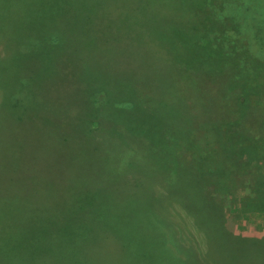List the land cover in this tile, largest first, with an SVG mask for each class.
Returning <instances> with one entry per match:
<instances>
[{"label":"rangeland","instance_id":"obj_1","mask_svg":"<svg viewBox=\"0 0 264 264\" xmlns=\"http://www.w3.org/2000/svg\"><path fill=\"white\" fill-rule=\"evenodd\" d=\"M260 106L264 0H0V264H264Z\"/></svg>","mask_w":264,"mask_h":264},{"label":"trees","instance_id":"obj_2","mask_svg":"<svg viewBox=\"0 0 264 264\" xmlns=\"http://www.w3.org/2000/svg\"><path fill=\"white\" fill-rule=\"evenodd\" d=\"M249 101L248 102H250V99H248ZM250 105V104H249ZM248 105V106H249ZM247 106V107H248ZM231 107V106H230ZM233 108V107H232ZM236 109V108H235ZM247 109V108H246ZM260 109H261V111H262V113H261V116L260 117H258V118H260V120L261 121H258V124H260L259 125V127L257 128V130L258 131H256V132H259L261 129H262V131L261 132H259V133H256V134H252L253 135V137H255V138H259V137H261L262 135H264V127H263V123H264V113H263V111H264V107H261L260 106ZM237 111L240 113V110H239V108L237 107ZM245 113V112H244ZM244 113L243 114H241L242 116L244 115ZM236 114H233L232 113V117L233 116H235ZM237 116V115H236ZM231 117V118H232ZM240 123H241V125L242 126H249L250 125V123H249V121H251V119H248V120H246L244 123H242L241 122V120H238ZM256 122V121H255ZM245 123H246V125H245ZM264 163V162H263ZM262 163V164H263ZM261 164V165H262ZM253 166V165H252ZM263 168H264V165L262 166ZM248 170H250V171H252V174H250V176L251 175H253L252 177H250L249 179H247V180H245L246 179V176L245 175H243V174H240V173H243L242 171L241 172H239V171H234V173L236 172V173H238V175L240 174V175H242L241 176V178H238V179H236V181H234L233 183L237 186V188H241L242 190H244L245 191V188H243V187H240L239 185H244V184H246L245 182L247 181L249 184H252V186H254L253 188H255V186H257V185H260L261 183L260 182H262V183H264L263 181H264V178H263V175H264V169L262 170V171H260V172H262V174H260L259 173V169L258 170H255V171H253V170H251L250 168H247L246 169V171H248ZM261 170V169H260ZM246 171H244V173H246ZM238 177V176H237ZM240 180V181H239ZM242 181V182H241ZM243 183V184H242ZM239 186V187H238ZM246 187H248L247 185H246ZM241 197V196H240ZM249 196H247V197H244L245 199H247V200H249L250 198L252 199V196L251 197H249Z\"/></svg>","mask_w":264,"mask_h":264}]
</instances>
